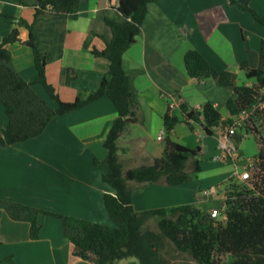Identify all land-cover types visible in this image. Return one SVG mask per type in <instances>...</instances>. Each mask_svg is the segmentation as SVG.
<instances>
[{
  "label": "crops",
  "instance_id": "0c3cea01",
  "mask_svg": "<svg viewBox=\"0 0 264 264\" xmlns=\"http://www.w3.org/2000/svg\"><path fill=\"white\" fill-rule=\"evenodd\" d=\"M36 1L0 0V13L12 16H0V42L18 26L20 18L29 23L34 21L37 45L45 53L47 81L60 98L72 101L81 90H96L109 70V60L95 56L90 48L103 49L104 40L111 38L106 18L123 20L119 0H86L73 19L45 13L34 20ZM234 1L156 0L149 6L141 33L123 55V68L132 78L141 106V120L129 125L117 141L124 172L163 156L167 136L190 148L200 146L202 156L218 153L220 136L227 132L228 126H217L208 135L199 122L192 120V126L185 122L180 104L186 102L194 109H202L210 102L226 120L230 114L225 103L232 93L212 78L191 77L185 54L189 49H198L217 69L233 71L241 82L252 84L240 69V63L247 61L251 67L259 66L264 24L241 5L264 17V0ZM18 27L21 41L8 45L11 64L31 81L36 68L33 51L24 43L29 31L24 26ZM92 32L98 35L92 36L89 48H85V40ZM34 88L51 107H56L41 84H35ZM167 112L179 119L170 133L165 129ZM117 115L113 101L101 97L80 109L53 117L38 137L0 147V197L83 219L86 216L82 211L102 207L106 213L104 216L101 210L102 219L107 220L109 215L102 206L104 195L115 190L103 180L104 166L96 165L94 159L106 156L104 140ZM245 117L242 113L236 121L243 122ZM7 123L0 101V132ZM240 126L237 131L242 134L238 141L242 155L257 156L258 143L252 142L249 139L252 135H246L245 128ZM228 160L233 164L224 163L216 170L234 168L235 176L245 160L236 163ZM130 185L134 188L137 211L144 210L136 207L138 194L162 188L169 192L178 187L149 184L136 190L134 182ZM88 217L86 220L97 222L91 218L92 214ZM40 222L41 237L32 240L29 223L13 221L0 208V264H92L72 255L73 246L64 234L62 219L43 215ZM9 257L11 263L7 262Z\"/></svg>",
  "mask_w": 264,
  "mask_h": 264
},
{
  "label": "trees",
  "instance_id": "16d2710c",
  "mask_svg": "<svg viewBox=\"0 0 264 264\" xmlns=\"http://www.w3.org/2000/svg\"><path fill=\"white\" fill-rule=\"evenodd\" d=\"M86 0H37L34 4V20L51 13L76 18L80 5ZM234 1V0H233ZM156 0H119L118 10L123 20L107 19L111 38L105 39V47H91L97 57L109 60V70L96 90H81L72 101H64L46 78V58L36 42L33 22L20 18L18 26L29 31L24 42L33 51L36 76L27 81L11 64L8 45L20 42L17 26L0 42V101L8 118L0 132V147L24 142L41 135L53 117L80 109L101 97H109L118 115L104 140L106 156L94 159L96 165L105 168L103 180L115 190L104 195V203L112 224H103L76 216L50 211L44 208L0 197V208L13 221L27 222L32 240L41 237V216L63 220L64 234L71 242L72 255L92 264H118L122 259L133 257V264H174L163 256L166 243L187 253L200 264H264V41L260 49V64L251 67L242 61L240 69L252 84L241 82L233 71L217 69L198 49L185 54L188 74L196 79L212 78L218 85L231 91L226 100L230 116L223 120L221 112L210 102L202 109H194L181 102L185 122H199L211 135L217 126H231L240 114L247 112L242 126L246 135H253L259 145L258 160L251 177L242 181L231 176L226 184L223 211L220 217L203 211L192 203L170 207H155L137 211L134 208L133 186L136 184H164L168 187L182 186L198 177L202 166L199 156L201 147L190 148L167 136L163 156L151 164H142L123 171L118 158L117 141L124 130L141 120L138 92L131 76L123 68V55L136 41L148 13ZM235 2V1H234ZM254 18L264 24V17L248 6ZM12 18L9 14H2ZM90 33L84 47L89 48ZM71 77L67 78L70 82ZM41 84L49 98L56 103L51 107L34 88ZM165 129L170 133L179 122L177 117L166 113ZM192 128V127H191ZM238 142L242 134H234ZM157 219L158 233L145 230V225ZM11 260L12 258H8Z\"/></svg>",
  "mask_w": 264,
  "mask_h": 264
},
{
  "label": "rangeland",
  "instance_id": "374dc122",
  "mask_svg": "<svg viewBox=\"0 0 264 264\" xmlns=\"http://www.w3.org/2000/svg\"><path fill=\"white\" fill-rule=\"evenodd\" d=\"M249 112L250 110L247 111V113ZM249 139L252 140V142H255V137L253 135ZM199 159L202 165V171L200 172L197 178L189 182V184L187 185L175 187L176 190L174 191L168 192L167 189L162 188L159 191L147 190V192H142L138 194L137 204H136L137 209H145V208L158 207V206L170 207V206H176V205H180L184 203H192V204H195L197 207H200L203 211L212 213L213 209H217L221 213V210L223 211L222 206H223V201L225 198L226 184L228 182L229 177L234 176L235 169L233 168L232 170L227 169L226 171H217L216 169L218 167L222 166L224 163L229 162V160L215 161L213 159V155L212 156L200 155ZM229 163H232V162H229ZM135 185H136L135 186L136 190L138 189L136 187L145 186V185L136 184V183ZM146 185H149V184H146ZM212 188L216 189V193L213 194L211 192L209 193L207 192L208 190ZM142 189L143 188H141V190ZM175 201H178V202L175 203ZM169 203H172V204H169ZM102 206L103 208H105L104 205ZM101 210H102V207L100 208L89 207L87 208V211H82V212L85 214L86 219H89L88 215L92 214L93 217L91 218L96 219L95 221H97L98 223L112 224V221L110 220L109 217H107V220L102 219ZM105 214L106 213H104V216ZM145 226H146L145 230L147 229V230L158 233L157 219H151ZM163 256L166 259V261H168L169 263L200 264L197 260H195L189 254L181 253L177 251L174 248V246L169 242H167L165 247L163 248ZM132 261H135V258L129 257V258L120 260L118 264H133ZM7 262L11 263L12 261L8 260Z\"/></svg>",
  "mask_w": 264,
  "mask_h": 264
},
{
  "label": "built area",
  "instance_id": "2783aa9c",
  "mask_svg": "<svg viewBox=\"0 0 264 264\" xmlns=\"http://www.w3.org/2000/svg\"><path fill=\"white\" fill-rule=\"evenodd\" d=\"M170 106H173V104H171ZM245 114H247V112H245ZM240 124H242V122L236 121L233 125L229 126L227 132L224 135L220 136L219 151L218 153L213 155V159L215 161H222V160L230 159L234 161V163L244 159L245 162L243 163L240 170L237 171V174H235V176H237L242 181H246L247 179L251 177V171L253 167L255 166L258 160V157L257 156H246L245 157L244 155H242L238 142L234 138V134L237 133V126ZM162 137H163L162 135L158 136L159 139H162ZM207 192L208 193L211 192L214 194L216 193V189L212 188L208 190ZM211 214L214 217H218L220 216L221 213L219 210L213 209Z\"/></svg>",
  "mask_w": 264,
  "mask_h": 264
},
{
  "label": "clouds",
  "instance_id": "9594fccd",
  "mask_svg": "<svg viewBox=\"0 0 264 264\" xmlns=\"http://www.w3.org/2000/svg\"><path fill=\"white\" fill-rule=\"evenodd\" d=\"M221 215V214H220Z\"/></svg>",
  "mask_w": 264,
  "mask_h": 264
}]
</instances>
